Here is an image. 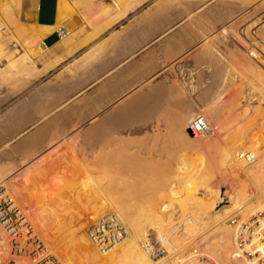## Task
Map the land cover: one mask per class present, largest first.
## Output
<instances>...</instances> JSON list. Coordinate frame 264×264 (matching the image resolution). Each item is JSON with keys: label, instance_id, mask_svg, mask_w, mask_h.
I'll return each mask as SVG.
<instances>
[{"label": "bare ground", "instance_id": "bare-ground-1", "mask_svg": "<svg viewBox=\"0 0 264 264\" xmlns=\"http://www.w3.org/2000/svg\"><path fill=\"white\" fill-rule=\"evenodd\" d=\"M203 1H199L200 4L204 3ZM258 1L260 0H252L253 3L241 2L240 5L235 2L240 8L233 2L235 5L232 7L238 9L231 16L226 12H234L232 7L229 8L230 12L227 10L225 14L221 13L227 17L220 18L215 26L218 24L221 32L228 30V33H232L228 27L229 21ZM250 11L248 16L254 20L253 28H256V31L249 33L248 38L254 34H258V37L255 36L256 39L263 37L264 2L255 7L253 12ZM195 20L197 18L194 13ZM204 38L206 34L199 37L201 40ZM263 39H260L261 47L264 45ZM229 45L232 47L231 43L225 46L229 48ZM258 46L257 51L261 48ZM213 47L208 45L201 49L209 50ZM259 53L260 58L257 59L256 55ZM248 55L251 58L247 59L246 65H243L246 67L241 69V73L232 75L225 67L216 69L215 74L213 71L214 75L211 74L213 82L208 89L201 87L202 69L197 70L199 72L198 76L196 75L197 89L192 90L187 82L192 75L184 77L183 83L179 86L177 84L176 96L179 94L184 100L182 104H178L196 106V111L192 114L183 115L181 112L182 115L178 119L180 128H185L190 119L205 110L217 111L218 108L223 112L221 107L224 106L223 103L230 106L229 109L225 106V109H228L225 114L218 115L220 123L215 124L218 125V134L214 143L206 145L207 147L217 145L215 157L218 160L214 161V170L200 168L201 166L196 164L200 158H192L185 170L182 168L183 164L180 165L172 158L174 152L168 153L172 156L170 158L169 155H165L162 146L158 147L155 143V146L144 149L142 147L143 150L135 149L134 156L129 155L133 153L131 146L132 152L129 153V147L124 146L125 148L121 149L118 144L130 141L131 145L129 136L132 134L130 135L128 131L127 135L124 134L126 126L131 123H142L145 127L154 124L160 127L164 121L167 123L172 119L150 121L146 117L139 120L118 117L121 119L114 118L116 123L112 124L113 126L117 124L115 125L117 129L114 126L115 132L112 128L111 132L109 131V123L112 121L108 122L106 119L108 128L104 124L106 129L102 128L97 134H93V130L92 134H84L85 131L78 133L80 136H76L77 142L74 141L66 149L65 155L63 154L65 156L63 162L66 159V163H70L69 167H65L64 175L67 180L71 179L73 185L65 187L64 192L61 191L67 198L60 203H50L51 209L44 212L47 215L42 221L38 218L40 212L35 214L36 208H33L36 203L39 204L40 199L32 200V215L26 207L19 206L21 210L19 215L22 216L17 223H12L11 220L0 223L2 229L0 243L8 246L16 256L29 254V257L35 259L39 257V260L36 259L37 264H259L261 259H264V145H261L259 136L264 132V113L261 115L264 103V51L256 52L254 48ZM32 68L34 70V66ZM238 75L241 87L234 88L236 83L234 81ZM179 95L177 98H180ZM166 102L165 100L163 103L166 105ZM153 108L157 107L153 105ZM163 115L165 118L164 113ZM102 125L101 122L100 126ZM129 127L131 128V125ZM187 127L186 134L190 137L202 136L193 133L190 126ZM215 128L212 126L214 135L217 133ZM132 133L134 134L133 131ZM123 136L129 139L125 140ZM160 143L161 141L158 145ZM184 147L187 148V144ZM207 147L205 149H208ZM140 154L146 155V158L144 156L142 159L143 156L140 157ZM88 155L93 156L95 161L88 160ZM63 164L65 166V163ZM139 170L144 171L143 175ZM135 171L139 176H130ZM63 178L66 179L64 176ZM214 180L217 185L223 184L222 182L230 184L226 193L232 209H226L217 216L212 213L216 204L214 201L221 196V190L211 184ZM0 187L2 198L9 197L10 200L16 201L6 185L0 183ZM200 189H205V194L201 192L202 195H199ZM55 197L57 199V195H50L49 199L47 195V200L51 201ZM73 198L77 199L75 204L70 203ZM73 206H76V209H72ZM61 212H65L63 216H59ZM235 216L248 222L245 223L247 227L240 225L242 221H237ZM248 228L252 229L251 233ZM244 229L248 232H244ZM212 235L217 240H213ZM240 236L245 241H240ZM256 255H259L260 259L255 258ZM252 256L254 258L250 260Z\"/></svg>", "mask_w": 264, "mask_h": 264}, {"label": "crops", "instance_id": "crops-1", "mask_svg": "<svg viewBox=\"0 0 264 264\" xmlns=\"http://www.w3.org/2000/svg\"><path fill=\"white\" fill-rule=\"evenodd\" d=\"M199 1L36 0L37 51L18 48L0 65V169L17 172L30 161L35 172L53 167L78 133L97 134L107 120L115 132L112 124L121 118L178 120L194 111L176 96L181 75L191 77L194 52L201 50L194 11L216 1L230 7L229 0ZM211 12L197 19L208 24ZM130 125L124 134L131 136L154 126Z\"/></svg>", "mask_w": 264, "mask_h": 264}, {"label": "rangeland", "instance_id": "rangeland-1", "mask_svg": "<svg viewBox=\"0 0 264 264\" xmlns=\"http://www.w3.org/2000/svg\"><path fill=\"white\" fill-rule=\"evenodd\" d=\"M229 1H230V7L224 6L223 2L221 4H219L220 1H216L214 3V5L211 6L210 9H206L209 7V6H207V7L203 8L199 11H194L196 18L201 17V15L206 16L208 11H210V12L212 11L209 14L211 19L207 18V21H210V22H208V24L200 23L201 20H199V19L194 21V31L195 32L197 31L199 33V34L197 33V35H195L194 37L195 38L197 37L198 42H200V43L204 42L201 44L202 46L200 45V49L205 48L208 45H209V47L210 46L211 47L214 46V47L211 48L212 51H211V49H209V50L201 49L199 52H194V73H191V75L193 76L190 78L191 80L188 79V81H187L188 84L191 86L192 90L197 89L196 84H197L198 78L196 77V75H197V72L199 71V69L203 70V80L201 81L202 82L201 84L203 86H201V87H203L204 89H208L211 86L210 84L213 82L212 76H211V74H213V71H215L214 72V74H215L216 69L225 67V68H228L230 70V74L236 75L238 73H241V69L243 67H246L243 65H246L247 59L251 58L250 55H248V54H251L252 50H254V48H255L256 52H261L262 50L264 51V45H262V47H261L262 40L260 42V39L264 38V36L263 37L260 36L261 38L259 37L260 39L257 38L258 39L257 40L255 36H257L258 34L257 35L254 34V36L251 35L252 33H255L256 28H253L254 20L248 16V15H250V12H251L250 10H252V12H253L255 7L257 8L260 3L264 2V0L258 1L257 2L258 4L254 3L249 8H245V9L243 8L244 9L243 12L239 16L232 18L228 23V27L230 28L232 33H228V30L223 31L224 32L223 33V32H221L222 30L218 27V24H217V26H215L216 21H218L220 18L227 17L226 15H223L221 13L226 12L227 10H229V8L232 9L234 7L233 5H235L236 3L241 4V2H247V3L249 1L252 2V0H244V1L243 0H229ZM233 2L234 3L236 2V3L234 4ZM35 3H36V0H0V65L4 64V62H9V60H13L15 58V56L20 53V51H18V48H23L25 50V52L30 51L32 53H35L37 51L36 46H35L36 42L34 40H32V31H33L32 22L34 20ZM237 4H236V6H238ZM238 7L240 8V6H238ZM236 9H238V8H236ZM236 9H234V12L232 11V13H227L228 12L227 11L226 14H229L228 16H231V14L233 15L235 13ZM229 12H230V10H229ZM246 15H247V18L249 17L248 19L246 18ZM243 16L246 18L245 20L243 19L244 18ZM216 27H217V29H216ZM212 28H214L215 30H212ZM249 33H251L250 34L251 36L249 35L250 37L248 38ZM202 34H206V38H204V40L199 39V37ZM254 38H255V40H254ZM218 42H220V43H218ZM256 42H258L257 45H256ZM229 43L232 44V47H230V45H229V48H227ZM253 44L256 46H253ZM220 45H221V47H220ZM225 45H227V46H225ZM257 46L261 47L263 49L258 48V51H257V48H256ZM217 47H218V49H217ZM259 49H261V51ZM250 51H251V53H250ZM210 55L212 58H210ZM248 56H249V58H248ZM257 57L260 58V53L258 55H256V58ZM26 58H28L27 55L23 59H26ZM243 61H244V63H243ZM184 77H186V76L184 74H182L180 77V80L182 82L178 81V84L183 83V79H185ZM232 77H234V76H232ZM236 77H237V79H236V81H234V82H236L234 88H236L238 86L241 87L240 76L238 75ZM186 78H188V77H186ZM225 100H227V99H225ZM222 105H224V106H221L222 110H224L223 112L218 110V108H217V111L216 110H212V111L205 110L204 112L200 113V114L204 115L208 119V121H210V123L212 124V126L214 128L216 127L215 128L216 132L218 131L217 128H218V125L220 123V119H219L218 115L225 114L226 113L225 111H228V109L230 107V106L229 107L226 106L225 103H223ZM225 106L228 109H225ZM263 107H264V103L261 107V115L264 113ZM194 111H196V106H194ZM194 111H192L189 114L194 113ZM195 117H193V118H195ZM193 118L188 121L189 124L188 125L186 124L187 126H190V123L193 120ZM218 120H219V122H218ZM171 122H173V124H171ZM167 123H165V121L163 122L164 128H162V124L160 125V127L155 126V125L152 127H149L146 130V133L144 134V136L146 138L143 135L134 136V137L129 136V138H131L130 139L131 145L129 144L130 141L129 142L125 141L122 144L121 143H118V144L120 145L121 149H123L125 147L130 148V146H131L133 153L132 154L130 153L131 148L128 152L130 153L129 155H133L134 152H136V150H143L146 147L153 146L155 143L158 147L161 145L162 147L161 146L160 147L165 150L164 151L165 155H169L170 158L172 156H170L171 154H168V153L174 152L173 153L174 155L172 154L174 157H172V158L175 161H177L178 163H180V165L183 164L182 168H184L185 170L188 168L189 162L192 158H194V159L200 158L201 161L199 160L198 162H196V164L198 166H201L200 168L207 167L208 170H214L215 169L214 163L218 160L215 157L217 155L216 154V150H217L216 146L217 145L215 146V144H214L211 147H207L206 145L208 143H214V140L216 139L218 132L215 135L213 134L212 136H199V137L192 138L188 134H186V133H188V132H186L188 129L187 126L185 128H180L178 126V120H172V121L167 122ZM169 123H170V125H169ZM215 124H218V125H215ZM175 129H176V131H174ZM160 132L164 135H162ZM155 134H157V135H155ZM158 135L162 139H160L158 137ZM173 135H176L175 136L176 138L173 137ZM183 135H185V136H183ZM156 136H157V138H156ZM259 136H260V140L262 142L261 145H264V137H263L264 132H261ZM129 138L127 136H126V138H125V136H123V139H125V140L126 139L128 140ZM179 140H181V141H179ZM184 140H186L185 142L188 141V143H185ZM154 141H156V142H154ZM160 141H161V143L158 145V142H160ZM170 142H172V143H170ZM125 143H126V145H125ZM163 143H164V145H163ZM180 143H181V145H179ZM128 144H129V146H128ZM185 144H187V148L184 147ZM119 145H116V146L119 147ZM138 147H140V148H138ZM142 147H143V149H142ZM206 147L208 149H205ZM211 148H213V149L211 150ZM208 150H210V151H208ZM177 153H178V155H177ZM180 153L183 155H181ZM61 154H62V156H61ZM61 154L55 158V160L53 162V164H54L53 167H47V168L43 167L40 170H38L37 172L32 170V161H30L26 167H23L22 169L18 170L17 172H16L17 169H15V168L0 169V183H2L3 185H6L8 187L10 195H12L14 197V199H16V201H14V202L17 204L18 203L21 204V205L18 204V206L26 207L32 215V200L36 199V198L40 199V200L37 199L39 202L38 205H37V203L35 205L33 204L34 205L33 208L34 209L36 208L35 209L36 211H34L35 214H38L40 212V214H38L39 215L38 218H40L41 221L45 219V216L47 215L45 213L47 212V210L51 209L49 207L50 203L56 204V203H60L63 199H66L67 195H63L64 193L62 194L61 191H63V190L65 191L66 190L65 187L73 186L72 182H70L71 179H70V181L67 180L68 178H66V176L64 175L65 174L64 171L66 170L65 167H69L70 163H68V162L66 163V161H67L66 159L63 162L64 157H65L64 156L65 152H63ZM135 155H136V153H135ZM185 155H186V157H185ZM142 156L143 155L140 154V157H142ZM144 156L146 158V155H144ZM144 156L142 159H144ZM176 158H177V160H176ZM212 158H216V159H212ZM87 159L92 161V162L95 161L94 160L95 158L93 156L88 155ZM63 163H65V166ZM140 172L143 175L144 171H140ZM61 174H62V176H61ZM131 175H132V177H133V175L139 176L138 172L136 173V171L132 172L130 174V176ZM3 176H5L7 178L4 179ZM63 176L66 178L65 180H64ZM62 178H63V180H62ZM65 181H68L69 183H67ZM215 181L216 180L212 181L213 183L211 182V184H213L216 189L221 190V196L218 199H216L217 202H216V200L214 201L216 204H215L214 211L212 213V215L217 216V215L222 214L221 212L225 211L226 209L231 210L232 208H231L230 200H229L227 193H226V191L228 192V190H229L230 184H228L227 182H225V183L222 182L223 184L219 183L220 185H217V182L214 183ZM40 182H42V184H40ZM60 186H61V188H60ZM218 186H220V188ZM62 188H64V189H62ZM204 190L205 189H200L198 191V194L199 195H202V193L205 194ZM250 192H252V191L250 190ZM41 195H43V196H41ZM47 195L49 196V199H50V195H57V199L55 197L54 199H56V200L51 199V201H49V200H47L48 199ZM119 195H121V194H119ZM122 195H124V194H122ZM44 198H46L45 201H44ZM76 200H75V198H73V200H71L72 202H70V203L75 204ZM72 209H76V206H73ZM64 213L65 212L59 213V216H63ZM43 216H44V218H43ZM35 217H37V215ZM235 217L237 218V221H240V222L242 221L240 223V225L245 226V228L247 227L245 223H248V222H245L242 219L239 220V217H237V216H235ZM31 221H32V218H31ZM248 230H250L249 233H251L252 229L248 228ZM248 230L246 231V229H244V232L247 233ZM1 231H2V229L0 228V232ZM211 238L213 240H217V238L213 235L211 236ZM242 238L243 237L240 236V241H242V242L245 241V239H242ZM4 254H6V255L4 256ZM253 258L254 257L252 256L249 259L251 260ZM255 258L260 259V256L256 255ZM36 259L39 260V257ZM36 259L34 257H29V254L16 256L13 252H11V250L9 249L8 246L0 243V264H30L31 262L33 264H35V262H36V264H37L38 260H36ZM206 261H208V260H206Z\"/></svg>", "mask_w": 264, "mask_h": 264}, {"label": "built area", "instance_id": "built-area-1", "mask_svg": "<svg viewBox=\"0 0 264 264\" xmlns=\"http://www.w3.org/2000/svg\"><path fill=\"white\" fill-rule=\"evenodd\" d=\"M63 33V31L61 32ZM190 130L193 133H197L202 136H212L213 129L212 124L208 119L198 114L190 123ZM2 187H0L1 190ZM21 210L19 206L13 200H10L9 197L2 198L0 195V223L7 220H11L12 223H17L18 219L22 216L19 215ZM14 253V252H13ZM264 259H261L259 264H264ZM32 264V262L30 263Z\"/></svg>", "mask_w": 264, "mask_h": 264}]
</instances>
